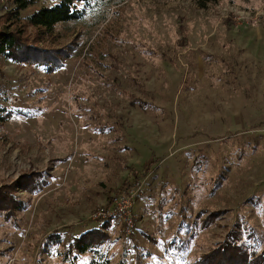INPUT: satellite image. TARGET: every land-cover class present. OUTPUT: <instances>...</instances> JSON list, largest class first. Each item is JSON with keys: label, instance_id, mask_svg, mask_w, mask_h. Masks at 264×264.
Masks as SVG:
<instances>
[{"label": "rangeland", "instance_id": "obj_1", "mask_svg": "<svg viewBox=\"0 0 264 264\" xmlns=\"http://www.w3.org/2000/svg\"><path fill=\"white\" fill-rule=\"evenodd\" d=\"M15 7L0 0V17ZM104 12L42 44L75 46L53 73L0 57V105L15 110L0 127V186L34 173L46 184L0 214V264H64L74 238L105 223L112 264H192L233 229L264 246V180L237 175L246 142L233 143L230 176L205 131L209 117L264 109V0H118ZM137 185L130 234L94 217Z\"/></svg>", "mask_w": 264, "mask_h": 264}, {"label": "trees", "instance_id": "obj_2", "mask_svg": "<svg viewBox=\"0 0 264 264\" xmlns=\"http://www.w3.org/2000/svg\"><path fill=\"white\" fill-rule=\"evenodd\" d=\"M118 0H54L33 12L22 15L21 11L28 8L36 0H16V7L0 17V57H6L19 63L32 64L53 73L65 65L71 57L74 47L50 48L47 43L55 36L60 26L67 23H82L89 13L96 19H104L106 9ZM218 0H197L201 7ZM30 29V31H28ZM230 65V63H229ZM230 70L233 67L230 65ZM14 109L0 105V127L8 121ZM41 174H25L11 183L0 186V214L7 219L27 208L26 202L17 192L20 190L31 193L42 189ZM107 224V223H105ZM88 229L67 246L64 264H76L80 254L91 252L93 259L90 264H112L111 258L103 246L108 235L102 228ZM122 264V263H120ZM126 264V263H124ZM192 264H264V246L254 234V229L231 230L227 237L197 258Z\"/></svg>", "mask_w": 264, "mask_h": 264}, {"label": "crops", "instance_id": "obj_3", "mask_svg": "<svg viewBox=\"0 0 264 264\" xmlns=\"http://www.w3.org/2000/svg\"><path fill=\"white\" fill-rule=\"evenodd\" d=\"M205 131L209 142L222 141L223 161L226 171L232 176L239 169L238 179H244L252 183L264 180V109H252L244 107L233 113H225L222 116H212L206 121ZM246 142L238 147L234 142ZM238 147L237 169L232 166V151ZM260 170L263 174L258 172ZM231 182L230 179L226 178ZM254 185V184H253ZM228 186V185H227ZM225 186L224 188H226ZM256 185L248 190L256 191ZM249 195L248 197H251Z\"/></svg>", "mask_w": 264, "mask_h": 264}, {"label": "built area", "instance_id": "obj_4", "mask_svg": "<svg viewBox=\"0 0 264 264\" xmlns=\"http://www.w3.org/2000/svg\"><path fill=\"white\" fill-rule=\"evenodd\" d=\"M5 1V0H3ZM142 185H137L129 191H124L123 193L115 196L113 201L109 204V207L105 210L97 212L94 217L104 220H108L109 217L120 218L121 222L126 226V233L130 234L135 228V219L133 216V209L135 198L138 192L141 190Z\"/></svg>", "mask_w": 264, "mask_h": 264}]
</instances>
